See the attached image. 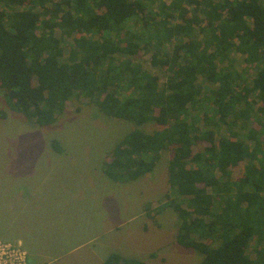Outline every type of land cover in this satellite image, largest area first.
I'll return each instance as SVG.
<instances>
[{"label":"trees","instance_id":"obj_1","mask_svg":"<svg viewBox=\"0 0 264 264\" xmlns=\"http://www.w3.org/2000/svg\"><path fill=\"white\" fill-rule=\"evenodd\" d=\"M149 5L0 0L4 102L48 127L82 96L108 118L135 125L104 174L136 180L171 151L176 243L201 255L200 264H264V0H171L153 15ZM233 50L254 67L251 80L229 62ZM142 53L163 77L134 63ZM147 124L162 129L140 130ZM51 147L64 153L57 140ZM104 264L146 263L113 253Z\"/></svg>","mask_w":264,"mask_h":264},{"label":"rangeland","instance_id":"obj_2","mask_svg":"<svg viewBox=\"0 0 264 264\" xmlns=\"http://www.w3.org/2000/svg\"><path fill=\"white\" fill-rule=\"evenodd\" d=\"M170 2L148 0L147 12L153 15ZM196 38L201 39L199 33ZM131 59L163 77L147 54ZM229 62L250 80L255 76L254 67L235 50ZM0 114V240L25 242L45 254L35 264H104L113 253L146 264H200L201 255L176 243L180 221L170 207L171 151L151 174L114 182L104 174V164L135 125L108 118L82 96H75L48 127L9 111L1 91ZM160 129L156 124L140 128L150 134ZM55 140L64 153L52 149ZM240 172L234 169L235 176Z\"/></svg>","mask_w":264,"mask_h":264},{"label":"built area","instance_id":"obj_3","mask_svg":"<svg viewBox=\"0 0 264 264\" xmlns=\"http://www.w3.org/2000/svg\"><path fill=\"white\" fill-rule=\"evenodd\" d=\"M0 264H29V253L22 243L0 240Z\"/></svg>","mask_w":264,"mask_h":264},{"label":"crops","instance_id":"obj_4","mask_svg":"<svg viewBox=\"0 0 264 264\" xmlns=\"http://www.w3.org/2000/svg\"><path fill=\"white\" fill-rule=\"evenodd\" d=\"M23 244L25 245L24 247L27 249L29 256L34 260L35 263H37V261H38L37 258H39V261H40L42 256H45V254H43V253L32 251L33 249L29 244H27L25 242H23ZM48 248H51V246H48Z\"/></svg>","mask_w":264,"mask_h":264}]
</instances>
